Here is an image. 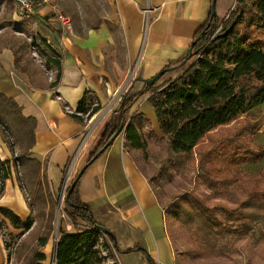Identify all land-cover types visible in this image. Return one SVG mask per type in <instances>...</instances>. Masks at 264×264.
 I'll list each match as a JSON object with an SVG mask.
<instances>
[{"label":"rangeland","instance_id":"374dc122","mask_svg":"<svg viewBox=\"0 0 264 264\" xmlns=\"http://www.w3.org/2000/svg\"><path fill=\"white\" fill-rule=\"evenodd\" d=\"M24 2L25 0H0V35L4 39L8 38V41L24 43L25 40L29 44H36L31 46L30 54L44 71L40 78L44 80L50 76L54 80L58 71L54 68L51 70V65L42 59L40 52H48L55 58L58 55L49 45L47 50L39 32L40 22L36 14L20 15ZM52 5L56 8V16L58 12H62L71 19V30L67 34L70 37L89 38L93 33L100 35V52L97 53L95 61L102 73L101 89L105 100L101 102L97 95L90 94L85 101L86 113L95 109H106L105 112L119 125L121 122L129 124L138 109L146 113V117H137L138 121L142 120L144 123L146 148H129L139 168L145 172L144 175L158 194L161 204L166 206L162 205L176 250V264H264V225L259 224L253 230H246L238 216L241 210H234L245 199L243 192H253L256 187L254 185L262 184L264 188V103L210 131L192 153L183 156L174 167L169 161V147L153 104L146 102L149 93L136 100L126 112L125 121H121L123 112L119 111L120 105L125 93L132 95L133 84L138 77V60L130 58L129 44L124 41L122 29L113 22L112 0H52ZM230 11L222 21L227 19ZM222 29L223 25L219 26L216 33ZM194 60L193 57L183 66L168 71L157 86L165 80L176 78ZM39 76L40 73L36 72L35 77ZM119 135L126 138V129ZM18 151L19 146L14 143L11 131L0 120V161H11L10 179L19 185L33 215L16 160ZM224 180H228L226 185ZM210 181L217 182L216 188L220 192L209 188ZM68 190V186H64L58 200L52 195L55 204L53 222L50 223L48 216L40 217L35 213L33 218L36 220L31 231L24 234L23 228L15 227L7 216L0 214V264L27 263L33 252L39 248V237L45 235L51 226L49 241L41 249L47 256L43 264H49L50 260L51 264H56L54 252L60 229L68 232H74L75 229L69 217L70 205L65 201ZM9 202L17 204L14 199ZM177 202L185 205V213L187 210L194 212L197 209L196 214H205V208L209 209L215 219L213 223L222 226L224 230H203L197 225L198 221H193L191 225L185 224V214L176 210ZM0 206L8 207L16 213L12 207L1 201ZM47 207L50 208V205L47 204ZM226 213L233 214V220L228 222ZM27 218L22 219L26 221ZM89 229L90 227L80 224V230ZM92 246L102 251L108 263H119L110 235L98 231L93 244L86 248Z\"/></svg>","mask_w":264,"mask_h":264},{"label":"crops","instance_id":"0c3cea01","mask_svg":"<svg viewBox=\"0 0 264 264\" xmlns=\"http://www.w3.org/2000/svg\"><path fill=\"white\" fill-rule=\"evenodd\" d=\"M112 2L113 22L122 29L124 41L129 44L130 58L138 60V77L132 95L139 93L147 80L160 70L185 57L197 32L213 14V0ZM235 2L217 0L215 13L220 20ZM35 14L47 50L50 46L60 60L59 82L54 87L33 85L28 74L16 68L14 51L5 47L0 50V90L16 100L26 117L36 119L35 144L30 152L42 162L52 195L58 200L64 186L69 188L88 163L111 124L112 116L105 112L106 109L90 116L78 111L80 103L90 94L97 95L101 102L105 100L101 89L102 73L95 61L100 52V35L70 37L67 34L71 29L63 32L52 4L38 5ZM40 56L46 62L47 56L55 58L48 52H40ZM49 64L51 70L59 71ZM54 80L48 76V83ZM150 94L146 102H150ZM125 97L130 96L125 93L122 102ZM74 114H79L83 120ZM124 142V135L117 136L87 165L77 179V195L91 209L94 219L114 234L120 250L116 252L118 264H149L148 257L155 264H176V250L165 211L149 180L125 149ZM11 197L17 204L9 202L13 200ZM0 201L22 218L31 214L13 179L7 180ZM81 223L87 226L79 220L76 227L72 223L74 230H80Z\"/></svg>","mask_w":264,"mask_h":264},{"label":"trees","instance_id":"16d2710c","mask_svg":"<svg viewBox=\"0 0 264 264\" xmlns=\"http://www.w3.org/2000/svg\"><path fill=\"white\" fill-rule=\"evenodd\" d=\"M221 25L223 29L216 33ZM255 35L259 36L255 37ZM31 46L36 44H29L25 40L24 43L12 42L0 35V50L8 47L14 51L16 68L27 73L33 85L56 86L60 79V60L47 56V63H52L59 70L55 80L48 83L47 77L44 80L40 78L44 71L37 65L36 58L30 54ZM193 57L195 60L176 78L165 80L163 84L157 86L166 75L164 73L156 82L146 83L139 93L125 97L120 106V111L123 112L122 121L137 99L145 93H151L148 100L153 104L158 123L167 140L170 152L168 158L174 167L183 156L190 155L210 131L242 114L251 112L264 103V0H236L234 8L223 21L216 13L212 14L197 32L192 50L170 66L179 65L183 60L189 61ZM36 72L40 73L39 77H35ZM85 101L80 103L78 111L88 116L96 113L98 109L86 113ZM74 116L83 120L79 114ZM137 117L146 116L144 112L136 110L126 128L125 149L130 153L129 147L139 150L146 148L144 123L141 122L142 120L138 121ZM0 120L11 131L14 143L19 146L16 160L29 195L28 203L32 212L40 217L48 216L52 223L55 214L52 192L42 162L30 152L35 144L36 119L26 117L16 100L0 90ZM118 126L116 120H112L107 126L102 140L87 164L92 163L95 157L106 149V144L114 136ZM134 161L136 162L135 159ZM11 166L9 159L0 161V196L5 190L6 180L12 175ZM141 171L145 174L143 170ZM224 181L226 185L228 180ZM77 183L78 181L69 196L71 208L69 217L75 227L80 220L90 229L74 230V232L60 229L56 245V264H110L99 248L95 246L86 248L93 244L98 231H102L103 226L94 219L91 209L79 199ZM261 185H254L256 187L253 192L247 194L246 191H242L245 199L240 202L238 208L234 209L241 210L238 216L246 230H253L259 224L264 225V188ZM216 187L217 182H209L210 189L220 192ZM153 190L155 192V189ZM155 194L159 200L158 194L156 192ZM187 204H189L188 200ZM184 206L177 202L175 207L178 212L180 210L185 214L183 221L185 224L191 225L193 221H198L197 225L203 230H224L222 226L213 223L215 219L209 209L205 208V214L203 212L196 214L197 209L194 212L187 210L185 213ZM0 214L7 216L15 227L23 228L22 234L31 231L36 220L33 218L35 215L31 214L24 221L17 213L5 206H0ZM226 215L228 222L233 220V214L226 213ZM47 230L48 232L38 239L39 248L25 264H43L46 260L47 256L41 248L48 243L52 226ZM110 237L115 251H120L115 237ZM148 259L149 264H155L150 257Z\"/></svg>","mask_w":264,"mask_h":264},{"label":"water","instance_id":"95a60500","mask_svg":"<svg viewBox=\"0 0 264 264\" xmlns=\"http://www.w3.org/2000/svg\"><path fill=\"white\" fill-rule=\"evenodd\" d=\"M216 3H217V0H213V4H212V12L213 14H215V10H216ZM227 33V32H226ZM192 50V46L189 48V51ZM187 62V60H183L179 65H175V66H170V67H166V68H163L162 70H160L157 74H155L152 78L148 79L147 82L148 83H154L156 82V80L161 76L163 75L164 73H167L168 71H171L173 69H176L178 67H181L183 66L185 63ZM128 124H125V122H121V124L118 126L114 136L109 140V142L106 144V148L114 141V139L119 136V134L121 132H123L126 128H127ZM88 164H86L81 170L80 172L78 173L77 175V178L76 180H74L67 192V194L65 195V201L67 204H69V196L72 192V190L74 189L75 187V184H76V181L77 179L80 177V175L82 174V172L84 171V169L87 167ZM102 231L105 232L106 234L110 235V236H113L114 237V234L106 227H102ZM56 245L55 244V252H54V256H55V259H56Z\"/></svg>","mask_w":264,"mask_h":264},{"label":"built area","instance_id":"2783aa9c","mask_svg":"<svg viewBox=\"0 0 264 264\" xmlns=\"http://www.w3.org/2000/svg\"><path fill=\"white\" fill-rule=\"evenodd\" d=\"M41 4H52V0H25L23 5L21 6L20 15L24 16L25 13L34 14L36 11V7ZM57 18L62 25L63 32L67 33L71 29V25H72L71 19L69 18V16L61 12L57 13Z\"/></svg>","mask_w":264,"mask_h":264}]
</instances>
